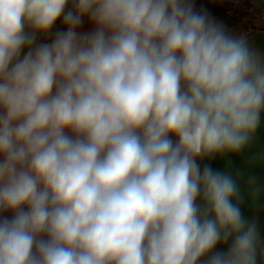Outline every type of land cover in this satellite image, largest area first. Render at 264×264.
<instances>
[{
    "label": "clouds",
    "instance_id": "9594fccd",
    "mask_svg": "<svg viewBox=\"0 0 264 264\" xmlns=\"http://www.w3.org/2000/svg\"><path fill=\"white\" fill-rule=\"evenodd\" d=\"M68 3L0 0V264H258L241 184L198 159L252 144L264 59L191 0Z\"/></svg>",
    "mask_w": 264,
    "mask_h": 264
},
{
    "label": "crops",
    "instance_id": "0c3cea01",
    "mask_svg": "<svg viewBox=\"0 0 264 264\" xmlns=\"http://www.w3.org/2000/svg\"><path fill=\"white\" fill-rule=\"evenodd\" d=\"M262 1V0H261ZM249 24L244 19H228L216 21L222 24L226 31L230 34L243 37L250 49H252L259 57L264 59V14H254L247 18ZM260 26H252L250 23ZM175 141L177 138L172 137ZM264 152V113H262L261 124L255 133L252 144L240 154H227L224 156H216L213 158L198 159L201 169L205 165H210L214 170L230 172L236 177L241 184L242 192L245 195L242 211L248 219H255L264 238V195L260 197L256 205H253L252 198L247 187V177L256 175L258 184L264 186V162H253L254 157ZM197 203H200L198 198ZM230 243V241H229ZM218 248L226 249L227 244H220ZM258 264H264V256H258Z\"/></svg>",
    "mask_w": 264,
    "mask_h": 264
},
{
    "label": "trees",
    "instance_id": "16d2710c",
    "mask_svg": "<svg viewBox=\"0 0 264 264\" xmlns=\"http://www.w3.org/2000/svg\"><path fill=\"white\" fill-rule=\"evenodd\" d=\"M196 11L207 13L216 21L245 19L254 14H264L261 0H191Z\"/></svg>",
    "mask_w": 264,
    "mask_h": 264
},
{
    "label": "rangeland",
    "instance_id": "374dc122",
    "mask_svg": "<svg viewBox=\"0 0 264 264\" xmlns=\"http://www.w3.org/2000/svg\"><path fill=\"white\" fill-rule=\"evenodd\" d=\"M66 7L67 8H72L73 7V0H69V3H68V5ZM246 19L247 18L244 19L246 21V22H244V24H249L248 23V20H246ZM250 25H252V26H260L259 23L258 24H254L253 22H251ZM54 27H58L60 29H64L65 26L62 23V17H61V20H58L57 21V24ZM94 27H95V25L87 17H84L83 18L82 25L77 30L79 32H81V33H83V32H89V31L93 30ZM27 30L28 31H31L30 28H28ZM51 39H52L51 34H49L47 36L42 35V34H37V42H51ZM27 50L28 49L25 48L23 51L24 52H27ZM69 134H71V133L69 132ZM12 215H13V213L10 212V211L0 213V217H2V216H9V217H11Z\"/></svg>",
    "mask_w": 264,
    "mask_h": 264
},
{
    "label": "built area",
    "instance_id": "2783aa9c",
    "mask_svg": "<svg viewBox=\"0 0 264 264\" xmlns=\"http://www.w3.org/2000/svg\"><path fill=\"white\" fill-rule=\"evenodd\" d=\"M263 4H264V0H262Z\"/></svg>",
    "mask_w": 264,
    "mask_h": 264
}]
</instances>
